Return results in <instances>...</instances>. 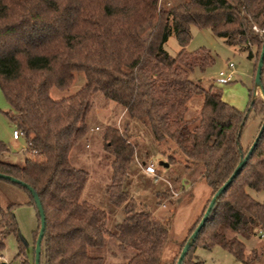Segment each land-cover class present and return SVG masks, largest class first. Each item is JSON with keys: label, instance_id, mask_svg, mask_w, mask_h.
<instances>
[{"label": "trees", "instance_id": "1", "mask_svg": "<svg viewBox=\"0 0 264 264\" xmlns=\"http://www.w3.org/2000/svg\"><path fill=\"white\" fill-rule=\"evenodd\" d=\"M191 25L247 53L256 71L264 43V0H0V91L10 106L6 117L27 142L21 164L5 160L9 151L0 144V173L25 183L39 198L45 216L40 264H105L111 258L123 264H175L211 198L246 155L255 139L242 146L254 87L241 112L222 99L220 89H204L201 80L192 79L214 57L204 48L186 50ZM171 36L180 46L174 56L164 49ZM79 72L85 77L82 88L59 100L51 97L53 88L69 89ZM263 74L264 65V91ZM96 93L124 112L123 126L107 127L102 136L112 169L105 194L112 207L123 209L115 232L107 227L104 209L81 199L89 174L69 158L89 132ZM196 97L201 106L188 118ZM263 108L264 102L256 112L264 113ZM134 120H142L158 144L175 145L164 173L157 169L154 177L162 181L152 190L156 200L185 192L187 185L191 193L199 184L209 190L201 217L170 260L163 258L173 242L168 219L155 217L128 189L148 162L137 158L138 144L130 139ZM4 182L21 190L24 204L36 210L26 188ZM248 189L264 191V130L181 264H203L195 250L214 246L244 264H264V242L249 253L244 243L264 240V203ZM7 203L0 202V250L5 236L14 234L20 264H29L12 215L16 203ZM37 218L32 264L38 213Z\"/></svg>", "mask_w": 264, "mask_h": 264}, {"label": "rangeland", "instance_id": "2", "mask_svg": "<svg viewBox=\"0 0 264 264\" xmlns=\"http://www.w3.org/2000/svg\"><path fill=\"white\" fill-rule=\"evenodd\" d=\"M190 34L191 39L186 47L187 51L191 52L204 48L214 57L213 64L207 67L202 73L196 71L192 74L191 78L201 80V85L204 89L209 88L211 85L220 89L222 99L226 103L244 112L249 103V91L254 87V61L247 58V53L226 45L221 38L216 37L208 29H200L191 25ZM164 49L171 56L177 54L180 46L174 36L169 37L164 44ZM257 59L258 56L256 57ZM229 63L233 64L235 71L234 80L228 84L216 82L218 73L228 70ZM84 83L85 77L83 73H75L72 86L65 91L53 88L51 90V97L55 100L68 97L82 88ZM253 96H255V92ZM201 102L200 97H196L190 102L189 112L187 114L188 118L195 115L201 106ZM253 103L254 106L248 112L245 127L242 131L241 143L243 147L250 144L251 140L256 137L264 119L263 112H256L257 109H262L261 101L254 100ZM8 111H10V106L0 91V144L4 145L9 151V154L4 155V158L10 163L21 164L24 159V150L27 149V142L24 137H21L18 141L12 139V132L15 126L5 115ZM123 120V109L114 102L106 101L100 93H96L93 97L92 109L87 118L89 132L86 138L80 141L72 150L69 157L71 165L81 168L89 174V179L81 199L97 205L106 211L107 227L111 232H115L116 225L122 221L123 209L122 207H112L105 194V187L110 183L112 169L111 160L103 152L102 136L107 127H122ZM129 136L132 142L138 144L137 158L141 161H151L156 169L164 173L162 166L165 164L168 156L173 155L172 151L175 145L171 142V146L158 144L142 120H134L130 123ZM176 157L182 159L180 156ZM2 183L7 182L0 180L1 205H7L8 201L16 203L12 215L17 223L19 234L26 244V259L29 264H32L34 232L38 227L36 210L33 206L24 204V196L21 190ZM161 183L162 181L159 178L154 179V177L145 175L140 171L135 177L130 179L128 189L137 202L142 207L151 210L155 217L165 220L168 219L173 235V242L167 245L163 252V258L170 260L176 254L180 242L188 236L191 229L201 217L209 197V190L206 185L199 184L191 193L187 185L185 192H175L171 197L167 196L163 200H156V197L152 195V190ZM247 191L253 199L264 203V191L256 192L249 189ZM190 193L192 197H189ZM156 201H159L158 205ZM263 242L264 240L258 242L256 239L244 241L246 252L249 253L253 247H259ZM17 254L18 241L16 235H6L4 238V247L0 250V256H2L4 263L20 264ZM195 256L203 264H244L235 260L230 253L219 246H214L210 250L197 248L195 250ZM105 264L123 263L120 258H111Z\"/></svg>", "mask_w": 264, "mask_h": 264}, {"label": "water", "instance_id": "3", "mask_svg": "<svg viewBox=\"0 0 264 264\" xmlns=\"http://www.w3.org/2000/svg\"><path fill=\"white\" fill-rule=\"evenodd\" d=\"M263 65H264V43L261 47V52H260V56L258 58V62H257V66H256V71H255V76H254V92H256V90H259L261 96H262V100L264 102V91H263V85H262V72H263ZM255 100V99H254ZM253 100V101H254ZM252 103L249 105L248 110H247V115L249 110L252 107ZM264 130V121L258 131V134L256 135L253 143L251 144V146L249 147L246 155L241 159V161L238 163L237 167L235 168V170L233 171L232 175L229 177V179L218 189V191L213 195V197L211 198L202 219L200 220V222L198 223L197 227L195 228L194 232L190 235L187 243L184 245V247L182 248L180 255L176 261L175 264H181L184 257L186 256V254L188 253L189 249L191 248V246L193 245L195 239L197 238V235L199 234V232L201 231V229L203 228V226L205 225L208 216L213 208V206L215 205L216 201L218 200V198L227 190V188L230 186V184L232 183V181L236 178V176L239 174V172L242 170V168L244 167V165L246 164V162L248 161L249 157L251 156V154L253 153V150L255 149L262 133ZM0 179L4 180V181H8L14 185H19L22 186L24 188H26L28 190V192L32 195L33 200H34V204L37 210V213L39 215V231H38V235H37V239L35 242V246H34V264H40V253H41V241L43 238V234L45 231V216H44V212L41 206V203L39 201L38 196L36 195V193L33 191L32 188H30L28 185H26L25 183L21 182L20 180L8 176V175H4L0 173ZM3 264V263H2Z\"/></svg>", "mask_w": 264, "mask_h": 264}, {"label": "built area", "instance_id": "4", "mask_svg": "<svg viewBox=\"0 0 264 264\" xmlns=\"http://www.w3.org/2000/svg\"><path fill=\"white\" fill-rule=\"evenodd\" d=\"M234 79V70H233V64H228V70L226 71H220L218 73L217 81L218 83L227 84L231 83ZM97 130V129H96ZM21 137H23V133L17 129H14L12 132V139L14 141H18ZM142 172L145 175L151 176V177H157V169L155 165L149 161L146 163V165L142 168ZM3 262L2 256H0V263Z\"/></svg>", "mask_w": 264, "mask_h": 264}, {"label": "crops", "instance_id": "5", "mask_svg": "<svg viewBox=\"0 0 264 264\" xmlns=\"http://www.w3.org/2000/svg\"><path fill=\"white\" fill-rule=\"evenodd\" d=\"M234 70V69H233ZM254 75V74H253ZM254 77V76H253ZM252 77V78H253ZM234 78H235V71H234ZM234 80V79H233ZM263 83H264V79H263ZM228 84V83H227ZM254 99L255 100H259V101H261V104H262V102H263V100H262V96H261V94H260V92H259V90H256V92H255V96H254ZM166 165V164H165ZM3 264H6V263H4V260H3V262H2Z\"/></svg>", "mask_w": 264, "mask_h": 264}]
</instances>
